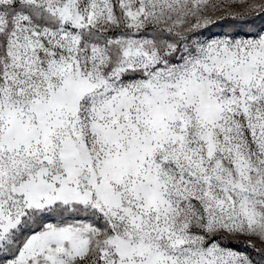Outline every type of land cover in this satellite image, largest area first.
I'll return each mask as SVG.
<instances>
[{"label":"snow or ice","instance_id":"snow-or-ice-1","mask_svg":"<svg viewBox=\"0 0 264 264\" xmlns=\"http://www.w3.org/2000/svg\"><path fill=\"white\" fill-rule=\"evenodd\" d=\"M257 21L264 0H0V264H264Z\"/></svg>","mask_w":264,"mask_h":264},{"label":"rangeland","instance_id":"rangeland-1","mask_svg":"<svg viewBox=\"0 0 264 264\" xmlns=\"http://www.w3.org/2000/svg\"><path fill=\"white\" fill-rule=\"evenodd\" d=\"M261 22H264V21H257L258 24L261 23ZM212 31L213 32H219L220 29L217 28V29H213ZM232 247H234V248H240L241 250H246V249H244L243 245H241L239 243H235L234 246H232ZM247 251H250V250H247Z\"/></svg>","mask_w":264,"mask_h":264},{"label":"trees","instance_id":"trees-1","mask_svg":"<svg viewBox=\"0 0 264 264\" xmlns=\"http://www.w3.org/2000/svg\"><path fill=\"white\" fill-rule=\"evenodd\" d=\"M235 243H233L231 246H234Z\"/></svg>","mask_w":264,"mask_h":264}]
</instances>
